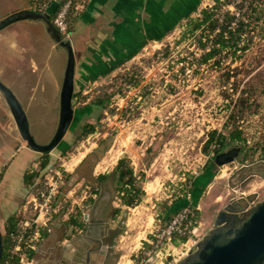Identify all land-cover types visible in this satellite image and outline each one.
Wrapping results in <instances>:
<instances>
[{
    "label": "rangeland",
    "instance_id": "374dc122",
    "mask_svg": "<svg viewBox=\"0 0 264 264\" xmlns=\"http://www.w3.org/2000/svg\"><path fill=\"white\" fill-rule=\"evenodd\" d=\"M70 24L72 26L73 22L70 21ZM173 29L161 38L164 44L174 42L178 33L177 31L173 32ZM158 43L156 42L155 45ZM152 44V41L145 43L143 47H147L146 50L141 47L134 55L135 57L127 63L136 67L133 73L139 75L141 68L138 63L140 61L145 65V61L152 59L149 58L151 55L148 56L153 49ZM143 55H146L147 58ZM64 59L66 61V54ZM226 59H231V57L228 56ZM238 60L242 62V65L234 69V74H232L231 68H211L210 66L204 67L197 75L192 76L194 79L188 82H183V79L186 78L184 73L170 76L168 81L163 79L164 75L159 74L162 80L157 82L159 92L155 98L156 109H148L144 118H140V115L134 111L133 117L130 115V118L125 117L124 111L114 114L110 110L104 113V106L101 110H93L91 114L85 113L78 120L75 128L70 130L65 137V149L55 148L45 155L38 153L39 158H47L50 161L52 155L72 152L75 148L83 145L87 153L84 158L86 162L84 169L90 170L102 159L98 163L97 169L106 172L111 169L118 156V158L124 159L126 165L133 172L136 171L135 178L140 182L139 185L142 186L143 192L140 200L127 206L121 202V194L116 189V198L113 196L116 208L120 210L114 217V221L111 222V229L114 230L111 241L116 246L113 262L118 260V264H131L130 258H133L131 256L138 251L142 245L141 242L145 243L143 239L150 238V232L155 227L157 220L159 218L162 220L165 215V207L171 206L175 201L173 209L188 203L185 197L179 199L185 185L180 176V169L182 165H189L190 160L184 164L186 157L196 155L200 149L203 150L201 143L206 138L207 127L209 128L208 136L215 127L220 129L222 135L226 136L231 134L235 125L245 128V130L242 128L241 140L229 141L228 146L224 149L240 142L244 143V134L250 136L253 147L264 145V39L257 41L254 39L252 48L240 53ZM125 67L119 65L113 70L114 72H108L109 75H114V78H110L112 80L108 76L105 81H98L100 83L97 88L99 97L94 94L90 98V103L96 99L106 98L110 91L121 87ZM77 68H80V61L77 63ZM149 70L151 71L147 76H153L154 69ZM228 72L230 76L227 79ZM199 77L202 79L198 80ZM170 88H175L176 95L174 90L169 92ZM90 94H93L92 91ZM35 112L31 111L32 127L40 142L46 143L56 128L58 110L52 111L51 115L50 113L46 115V110L42 114H35ZM85 124L93 125L96 130L94 136L89 139L87 138L88 134L82 133V126ZM229 124L231 128H229ZM162 139H164L163 143H159ZM150 141H155L150 149L153 158L145 159L141 163L138 159V151ZM122 144L127 146L128 152L119 153ZM238 145L243 148L242 145ZM241 151L233 161L239 162L242 159ZM260 154L261 152H256L254 158L259 159ZM97 156L99 157L97 158ZM253 165L240 169L229 184L233 188L246 191L248 199L260 200L264 197V162ZM210 166H212L214 176L218 175V167L213 165V161L208 162L202 172L210 170ZM143 168L144 171H142ZM84 169L80 170L78 166L73 172L77 173L76 182L79 180L85 182L82 177L94 181L88 177L89 172ZM226 170L227 166L223 168L224 175L219 179H214L213 188L206 196L207 203L201 213V217L205 219L203 221L197 219L199 223L195 231L197 236H202L213 225V221L208 217H211L214 209L220 208L223 203V200L215 203L213 199L218 195L224 196L225 201L233 197V193L225 185L228 177ZM244 171L247 172L246 175H243ZM247 175V181L243 185L238 184ZM250 182L254 183L249 184ZM115 186L117 188L116 184Z\"/></svg>",
    "mask_w": 264,
    "mask_h": 264
},
{
    "label": "built area",
    "instance_id": "2783aa9c",
    "mask_svg": "<svg viewBox=\"0 0 264 264\" xmlns=\"http://www.w3.org/2000/svg\"><path fill=\"white\" fill-rule=\"evenodd\" d=\"M87 1L28 0L29 7L41 13H47L51 4L59 3L51 22L67 38L72 33L71 19L85 7ZM205 13L211 14L215 26L213 28L202 26L190 33L189 29L192 21L203 20ZM174 31H177L178 35L172 44L169 42L164 44L161 39L152 41L151 54L147 53L148 56L151 55L149 58L152 59L145 61V65L142 61L138 63L141 68L139 75L133 73L136 70L134 65L132 67V65L127 64L135 56L122 64V66H126L124 69L125 75L121 79L123 83H121V87L110 91L106 95L107 103L104 113L110 110L114 114L124 111L125 117L130 118V115L133 117L134 111L140 115V118H144V114L146 111L148 112V109H156L155 98L159 92L157 82L162 80L159 74L164 75L163 79L168 81L170 80L168 77L184 73L186 78L183 79V82L194 79L192 76L197 75L207 66L211 68L228 67L231 68L232 74H234V69L242 65V62L238 60L240 59V53L251 49L254 39L256 41L264 39V0H199L196 9L188 17L182 19L173 29ZM219 35H222L229 44L221 47L219 43H214L215 37ZM231 37H233V40H230ZM156 42H159L158 45H155ZM177 47L178 49H176ZM146 48L143 47L142 49L146 50ZM215 48L217 52L212 57L204 59V56ZM143 56L147 58L146 55ZM228 56L231 59H226ZM148 68L154 69L153 76H147L151 71ZM109 74L92 81L89 80L80 91V94L75 97L73 106L79 107L90 103V98L94 94L95 96L98 95L97 88L100 84L98 81L103 82L108 76H110L109 79L114 78V75ZM229 76L228 72L227 79ZM229 79L232 80V78ZM171 90H174L176 95L175 88H170L169 92ZM91 91L93 94H90ZM229 128H231L230 124ZM235 128L240 132V135L243 134V127L235 125ZM243 129L245 130V128ZM213 130L220 133V129L216 127L211 131ZM249 130L251 129L249 128ZM206 131H209L208 127ZM207 132L205 133L206 138L201 143L202 145L209 139ZM95 133L96 130L94 129L93 132L88 133L87 138L93 137ZM243 137L245 142L238 144L246 148L253 147L250 136L244 134ZM85 149L82 145L72 152H63L61 155H56L53 161H49L45 165H42L40 159L32 163L30 170L32 177L28 182V191L16 211V226L14 232L10 235V242L6 248V258L3 264H32L44 232H50V226L55 221L68 223L69 237L82 233L85 228L84 215L90 210L99 193V188L80 180L71 185L66 191L63 188L68 184L71 175L85 158L87 154ZM217 149H219V145L214 143L210 146L208 152L205 153L200 149L196 155L186 157L184 164H187L189 160L190 163L189 165H182L180 169V176L185 185L179 199L188 197L193 179L202 173L204 166L213 161L216 153L221 151H217ZM258 151L260 152L259 148L256 149L252 158L217 166L219 172L216 176H223V168L226 166L227 174L230 176L243 167L264 162V158H254ZM249 160L251 161L248 163ZM226 187L233 193L232 198L245 199L247 206L257 201L248 199L246 191L230 187L229 184H226ZM195 214V209L186 206L169 216L166 222L159 218L150 232V238L143 239L145 243L141 242L142 245L138 251L131 256L133 257L130 258L131 264H144L146 259L151 256V264H172L187 254L201 237L195 234L199 226Z\"/></svg>",
    "mask_w": 264,
    "mask_h": 264
},
{
    "label": "crops",
    "instance_id": "0c3cea01",
    "mask_svg": "<svg viewBox=\"0 0 264 264\" xmlns=\"http://www.w3.org/2000/svg\"><path fill=\"white\" fill-rule=\"evenodd\" d=\"M198 1L88 0L85 7L71 19L73 24L69 38L75 51L76 69L78 61H80V68L100 69L96 73L88 74L86 82L108 74L133 57L148 41L160 40L196 9ZM26 6H29L28 0H0V18L11 11ZM64 58L65 52L59 49L51 39L42 21L21 20L0 30V80L14 92L25 109L31 107L32 103L39 99L42 106H47L53 112L58 110L59 92L65 67ZM81 73L82 71L76 70L74 75V99L86 84V82L79 84L78 76ZM7 109L5 103L0 100L1 118L8 122ZM0 127H4L3 124ZM164 139L159 143H163ZM152 144H155V141H150L138 151L139 162L143 163L145 159L153 158L150 152ZM121 146L119 153L128 152L126 145L122 144ZM13 154H15L14 162L12 161L14 164L25 157L28 159L37 158L21 145L18 151H8L5 157L0 158V163L7 161ZM116 160L111 169L105 172L97 169L101 159L94 167H91L88 177L94 179L100 174H112L120 158L117 156ZM85 163V159H83L81 165L83 166ZM135 172L134 170L133 173ZM202 173L194 178L196 183L201 179ZM236 173L226 178L225 185L230 183ZM247 177L248 175L238 184L243 185L247 181ZM217 178L221 177L213 176L198 197L190 188L186 198L187 206L195 209L196 219L202 221L205 219L201 217V213L207 203L206 196L213 188L214 179ZM251 183L254 182L249 184ZM144 190L146 189L144 188ZM218 196L213 199V202L223 200V203L221 207L219 206L220 208L214 209L211 217H208L213 223L216 213L227 202L224 200V196ZM195 197L197 198L195 199ZM22 202L17 203L18 206L14 208V212ZM115 203L113 199L111 205L114 208H116ZM67 224V222L55 221L50 226V232H44L42 242L35 253L37 264H50L62 257V251L59 250L58 245L64 243V236L69 232ZM106 247L108 248L107 253L95 256L92 262L118 264V260L108 262L109 256L116 252L115 244H106ZM77 250L74 248L73 258ZM73 258L66 260V264H72Z\"/></svg>",
    "mask_w": 264,
    "mask_h": 264
},
{
    "label": "water",
    "instance_id": "95a60500",
    "mask_svg": "<svg viewBox=\"0 0 264 264\" xmlns=\"http://www.w3.org/2000/svg\"><path fill=\"white\" fill-rule=\"evenodd\" d=\"M21 20L42 21L51 39L63 48L66 54L59 92L58 121L52 137L46 143L35 141L29 130V121L21 103L14 92L0 80L1 100L12 114L20 136L26 142L27 147L36 152H49L65 143V137L72 128L75 113L73 107L75 51L70 39L54 27L48 13L38 12L30 7L11 11L1 17L0 30ZM240 150L239 145H234L219 151L213 158V165L221 166L232 162L239 155ZM55 156L52 155L50 161H53ZM76 176L77 173L71 175L68 184L63 188L64 191L76 182ZM82 178L91 186H97L99 193L90 210L84 215L85 228L83 233L73 237H69L68 234L65 235L64 243L58 245L59 250L62 251V257L50 264H66V260L73 258L74 248L78 249L87 236L92 238L93 234L98 236L99 230L104 226L103 219H100V217L111 204L114 193L111 187L104 183L100 184L88 180L86 177ZM97 243L99 247L91 249L94 252L92 258L107 253L108 248L106 245H102L101 240H97ZM2 251L3 243L0 233V259ZM151 263L152 256L144 262V264ZM32 264H37L35 255ZM85 264L96 263L90 262L87 258ZM172 264H264V197L249 206L243 198L228 199L225 205L216 213L212 227L196 241L187 254Z\"/></svg>",
    "mask_w": 264,
    "mask_h": 264
},
{
    "label": "flooded vegetation",
    "instance_id": "af4514ba",
    "mask_svg": "<svg viewBox=\"0 0 264 264\" xmlns=\"http://www.w3.org/2000/svg\"><path fill=\"white\" fill-rule=\"evenodd\" d=\"M26 7H29V6H26ZM57 47L63 50V48H61L60 46L57 45ZM76 70L78 72L82 71L81 75L78 76L79 81H80L79 84L81 83L84 84L86 82V77L88 76V74L96 73L100 69L88 68V67H81V68L76 69V66H75V72ZM73 99H74V96H73ZM19 102L21 103L23 109L26 112V115L29 121L30 132L33 134L35 141H37V143H41L39 140V137L35 133L34 128L32 127L31 111H36L35 114L36 113L42 114L46 110V113H45L46 115L48 113H50L51 115L52 111L48 109L47 106H42L41 105L42 103L39 101V99L35 100L32 103L31 107L29 108L27 107V109H25V107L23 106L20 100ZM86 106L88 105H84L81 107L73 106L75 109V113H74V120L72 122L71 131L75 128V125L78 123V120L82 116L85 115V112L82 114L80 112L82 111L81 109H84ZM7 110L9 113L8 122L5 121V119L1 118V114H0V125L3 124L4 126V127H0V158L5 157L6 153L10 150L11 151H18V149L20 150L21 145L22 147H24V149L31 151V153H33L35 157L37 158L28 159L25 157V158H22V160L18 161L16 164H14L13 158L15 159V154H13V156L10 157L7 161L0 163V233L2 237V243H3V251H2V257L0 259V264L2 262L4 253H5L7 229L11 225L13 220L15 219L16 211L14 212V208L18 206L17 203L20 201H23L26 196V193L28 191V184H29L28 176L30 174L32 163H34V161H36L37 159H40L38 157L39 156L38 153H41V152L33 151L29 147H27L26 142L20 136V133L18 131V128L16 126V123H15V120L12 114L10 113L9 109ZM58 112H59V108H58ZM64 146H66V143L60 144L59 147L57 148L62 149ZM46 153L48 152H43L42 154L45 155ZM85 164L83 166L79 165L80 170L84 169ZM251 165L254 166L253 164ZM251 165L249 166L251 167ZM84 170L85 171L87 170V172L90 171L89 169H84ZM244 173H247V172L244 171ZM96 178H94V182H96L95 181ZM107 183H108V186L111 187L114 193V197H115L116 186L113 183L112 177L108 178ZM100 184H103V183H100ZM114 210L115 208L111 204L107 207L103 215L100 217V219H103V225H104L103 228L99 230L98 236L96 234H93V238L91 236H87L84 239L85 240L84 243L82 245H79L78 247L77 253L72 260V264H85V261L87 258H89V261L92 262L93 260L92 256H94V252L91 249H97L99 247L97 240H101L102 245L113 243V241H111V238L113 237L112 234L114 233V230L111 229L112 228L111 222L114 221V217L117 215V214H114ZM3 220H4V223H3ZM82 233L78 235H81ZM113 260H114V255L109 256L108 262H111Z\"/></svg>",
    "mask_w": 264,
    "mask_h": 264
},
{
    "label": "trees",
    "instance_id": "16d2710c",
    "mask_svg": "<svg viewBox=\"0 0 264 264\" xmlns=\"http://www.w3.org/2000/svg\"><path fill=\"white\" fill-rule=\"evenodd\" d=\"M58 4L53 3L49 6L47 13L49 14L50 19L53 17V14L55 13L56 9L58 8ZM202 26L204 28L205 27L213 28L215 26L214 20L211 19V14L205 13L203 20L192 21V24L190 26L189 31H190V33H193V31L195 29H198ZM70 27L72 30L71 24H70ZM230 40H233V37H231ZM214 43H219L221 45V47L229 44V42L226 41L222 35L216 36L214 39ZM216 52H217L216 48L212 49L207 55L204 56V59H208V58L212 57ZM106 103H107V98L96 99L94 102L90 103L84 109H81L82 111L80 113L82 114L85 112L86 114H90V113H93V110H96V109L101 110L106 105ZM97 118H98V116H97ZM82 127H83L82 128L83 134H88V133H91L94 131V126L91 124H85ZM240 140H241V135H240V132L236 128L231 132V134L229 136L222 135L221 133H218L216 130H213L212 132H210L209 139L203 144V152H205V153L208 152L210 146L214 143L219 145V149H217V151H219V150L224 149L226 146H228L227 143L229 141L234 142V141H240ZM65 147L66 146H64L63 149H65ZM242 147L243 148L240 147L242 150L241 151L242 159L252 158L256 149H258V148L260 149V152H261V158H264V145H262L261 147H256V148L255 147L246 148L244 146H242ZM98 157L99 156H97V158ZM40 160L42 162V165H45L46 163L49 162L47 158H45V159L40 158ZM212 175H214V172L211 169V170L206 171L205 173L203 171V173L201 174L202 177L197 183L193 179L192 185H191V191H193L197 195V197L201 193L202 189L210 181L209 178H211ZM31 177H32V174H29L28 182L31 180ZM109 177H112L113 183L117 185L116 191L118 193H122L121 194V202L124 205L130 206V205H133L136 201L140 200L141 195L143 193L141 186L139 185L140 182L136 180L135 175L133 173V170L130 167H128V165H126V162L124 161V159H120L118 161V163L115 166V169L112 172V174H100L96 178L95 181L108 185L107 182H108ZM197 197H195V199ZM175 203H176V201L171 206L165 207V215H163V218H162L163 222H166V220L168 219V216H171L172 214L176 213L178 210L187 206V204H183V205H180L177 208L173 209L172 206L175 205ZM118 212H119V209L115 208L114 214H117ZM196 217H197V215H196ZM15 226H16V219L13 220V222L11 223V225L7 229L5 249L7 248L8 244L10 242V235H11V233L14 232ZM5 258H6V250H5L1 264H3Z\"/></svg>",
    "mask_w": 264,
    "mask_h": 264
}]
</instances>
